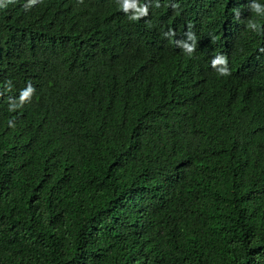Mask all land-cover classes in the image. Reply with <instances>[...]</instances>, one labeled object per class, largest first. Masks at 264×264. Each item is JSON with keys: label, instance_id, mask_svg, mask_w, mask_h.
Here are the masks:
<instances>
[{"label": "trees", "instance_id": "16d2710c", "mask_svg": "<svg viewBox=\"0 0 264 264\" xmlns=\"http://www.w3.org/2000/svg\"><path fill=\"white\" fill-rule=\"evenodd\" d=\"M253 3L0 0V264H264Z\"/></svg>", "mask_w": 264, "mask_h": 264}, {"label": "clouds", "instance_id": "9594fccd", "mask_svg": "<svg viewBox=\"0 0 264 264\" xmlns=\"http://www.w3.org/2000/svg\"><path fill=\"white\" fill-rule=\"evenodd\" d=\"M37 3V0H28V4L25 5V8H31L33 5ZM118 6L121 10L125 13H128L131 8L135 9V14L130 16L129 19L131 21H138L141 17H145L148 15V8L147 6L140 7L137 4V0H117ZM159 7V4H157ZM252 10L255 11L257 14L264 13V6H261L258 3L252 4ZM249 28L256 29L257 25L255 23H249ZM174 35V33H173ZM189 39L193 41L192 44H188L185 42H178V45L181 46L187 54H191L195 49V37L189 34ZM212 68L215 69L219 75L221 76H228L230 75V70L228 68V59L226 56H216L211 61ZM10 83V82H9ZM35 93L34 87L29 83V85L21 91L19 97V105H13V110L17 106H22L25 102H30L32 96Z\"/></svg>", "mask_w": 264, "mask_h": 264}]
</instances>
